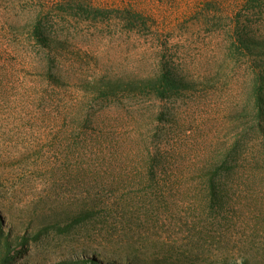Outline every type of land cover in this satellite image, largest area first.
<instances>
[{"label":"rangeland","instance_id":"obj_1","mask_svg":"<svg viewBox=\"0 0 264 264\" xmlns=\"http://www.w3.org/2000/svg\"><path fill=\"white\" fill-rule=\"evenodd\" d=\"M37 25L60 42L52 45L50 57L29 36ZM235 28L264 37V0H0V60L10 64L7 91L0 89V223L4 230L12 235L34 234L42 223L38 216L57 207L58 197H72L87 189L105 191V184L83 186L81 177L112 175L106 167L111 156L104 151L111 140L108 128L102 127L99 135L93 122L83 120L77 130L82 129L80 137L86 134L87 141L80 142L81 146L79 142L59 146L65 139L78 138L80 131L74 136L62 131L69 122L53 125L46 121L45 102L41 105L38 98L51 92L47 84L58 80L66 90L62 95L93 98L96 80L138 78L152 74L162 62L180 64L194 81H210L208 72L222 67L224 76L214 92H206L210 88L204 85L198 93L168 101L125 95L112 105L93 106L86 101L85 111H114L119 119L114 132L119 130L125 136L135 126L140 133L153 127L150 136L154 143L164 140L193 150L212 135L221 139L234 136L240 122L250 128L258 127L259 120L264 124L252 105L245 108L250 100L247 68L252 59L231 60L226 51ZM225 121L227 128L223 127ZM64 155L73 162L86 161L84 167L92 165L87 170H63V179L47 185L51 168L45 162L58 160L60 165ZM196 156L190 150L186 153L188 161ZM95 163H100V170ZM47 191L52 197H45ZM125 223L127 228L121 222H50L54 227L39 240H26L12 249V262H51L82 254L81 247L102 252L99 254L111 260L117 257L105 250H120L129 239L142 244L146 240L168 243L161 251L168 256L190 249L182 246L185 240L200 242L203 247L195 264H223L225 259L241 264L245 258L251 264H264V222H243L248 227L234 226V231L230 226L236 222L214 230L195 229L193 222ZM240 239L246 240L244 245L239 244ZM152 250L158 251L154 246L141 252Z\"/></svg>","mask_w":264,"mask_h":264},{"label":"trees","instance_id":"obj_2","mask_svg":"<svg viewBox=\"0 0 264 264\" xmlns=\"http://www.w3.org/2000/svg\"><path fill=\"white\" fill-rule=\"evenodd\" d=\"M29 36L48 51L45 52L46 57L51 56L52 45L60 43L57 38L44 34L39 25ZM229 41L230 47L226 51L231 60L241 56L252 59V65L247 68L250 76V100L248 105L245 104V108L252 105L258 117L264 118V37L235 28ZM8 65L10 64L0 60V89L5 92L8 85ZM49 72H52V68H48ZM210 76V81H194L186 68L180 64L162 62L152 74L138 78L109 77L96 80L92 90L96 96L93 98H70L62 95L66 90H63L58 80V83L47 84L52 87L51 92L38 98L41 105L45 102L46 110L43 115L46 121L53 125L69 122L62 131L74 136L80 131L78 138L65 139L59 142V146L67 142L69 145L79 142L81 146L80 142L87 141L86 134L80 137L82 129L77 130L78 124L83 120L93 122L99 128V135L103 132L102 127L108 128L111 140L104 151L111 156L106 167L112 171V175L103 179L98 175L90 179L81 177L83 186H89L91 182L96 185L105 184V191L87 189L74 193L72 197H58L57 207L43 210L38 216L42 223L34 234L12 235L4 230L1 222L0 264H14L12 261L15 254L12 249L23 245L26 240H39L42 234L54 227L50 222H121L124 228H127L125 222H193L195 229L203 230L219 229V226L222 228L229 222H236V225L230 226L232 231L235 230L234 226L245 230L248 224L243 222H264L262 120L258 121V127L253 125L251 128L240 122L235 126L234 136L221 139L212 135L193 150L189 146L164 143V140L154 143L156 140L153 141L150 136L153 127L140 133V127L135 126L132 134L125 136L119 130L114 132L119 123L114 111H85L86 101L94 103L93 106L106 102L112 105L116 99L125 95H142L149 99L168 101L172 97L198 93L199 87L204 85L210 88L206 92H214L216 87L221 85L218 80L224 76L223 68L210 70L206 77ZM23 86L27 92V86ZM22 100L27 102L24 96ZM134 123L132 120V127ZM227 125L225 121L223 127L227 128ZM83 131L85 133V130ZM171 134L164 138H169ZM117 138L121 143L116 144L119 142ZM189 150L197 154L193 161L186 159ZM125 156H131V159L124 161ZM63 157L60 158V165L58 160L45 162L51 168V175L45 180L47 185L61 177L63 179L66 170L72 167L87 170L92 165L88 163L84 167L86 161L73 162L67 155ZM95 168L100 170V163H95ZM46 193L45 197L51 196L48 191ZM146 241L147 244H142L127 239L123 242L124 248L120 250L107 248L105 251L117 257L111 260L104 257V254H99L102 252H89L87 248L81 247L79 249H82L83 253L77 256L30 264H195L199 259V249L203 247L200 242L185 240L182 246H191L190 249L181 255L171 253L168 256L161 252L168 243L156 241L153 244V240ZM238 242L244 245L246 240L240 239ZM151 245L156 246L158 251L141 252L142 249L153 248ZM223 264L239 263L225 259ZM241 264L251 262L245 258Z\"/></svg>","mask_w":264,"mask_h":264}]
</instances>
